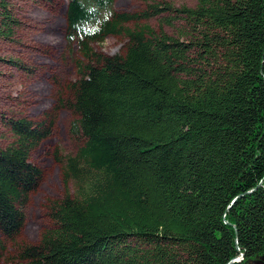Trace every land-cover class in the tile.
<instances>
[{"label": "trees", "instance_id": "obj_1", "mask_svg": "<svg viewBox=\"0 0 264 264\" xmlns=\"http://www.w3.org/2000/svg\"><path fill=\"white\" fill-rule=\"evenodd\" d=\"M113 3L66 0L64 40L85 63L70 125L82 143L64 159L73 195L56 206L52 235L9 264H264V0L149 6L152 16L175 13L184 41L124 29L135 18ZM11 23L0 0V37ZM122 34V56L92 49ZM7 126L17 138L0 149L9 239L39 179L28 153L47 132Z\"/></svg>", "mask_w": 264, "mask_h": 264}, {"label": "rangeland", "instance_id": "obj_2", "mask_svg": "<svg viewBox=\"0 0 264 264\" xmlns=\"http://www.w3.org/2000/svg\"><path fill=\"white\" fill-rule=\"evenodd\" d=\"M11 23L10 35L0 37V149L14 146L17 138L10 132L8 120L42 123L46 137L34 145L28 160L39 170L36 188L20 205L22 224L9 239L0 236V264L16 263L19 249L42 244L54 230L53 212L73 187L65 178L64 159L73 156L82 143L70 132L77 118L72 106L73 85L85 64L75 46L64 40L66 0H5ZM170 10L194 8L195 0H114L113 11L134 17L122 25L125 29L148 26L154 32L184 41V23L175 13L152 16L151 5ZM144 14H146L144 16ZM122 35L106 37L92 44L102 55L122 56L127 47ZM219 65L225 63L219 60Z\"/></svg>", "mask_w": 264, "mask_h": 264}]
</instances>
